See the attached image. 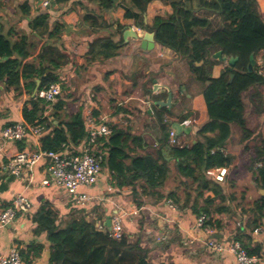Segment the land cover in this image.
Listing matches in <instances>:
<instances>
[{"label": "crops", "instance_id": "0c3cea01", "mask_svg": "<svg viewBox=\"0 0 264 264\" xmlns=\"http://www.w3.org/2000/svg\"><path fill=\"white\" fill-rule=\"evenodd\" d=\"M257 1L264 13V0ZM128 9L139 12L133 0H117L116 6L108 10L100 8L92 0H65L63 3L54 0L47 9H43L36 0H0V33L26 34L33 44V55L44 53L47 59L53 56L62 63L59 75L69 73L63 93L66 103L60 110L62 120H69L80 110L84 114L91 110L99 121L106 118L113 126L128 130L133 137L142 138L141 142L134 141L133 138L129 141L126 147L127 157L124 159L126 166H130L134 158L157 150L163 138L160 121L162 112L155 105L161 107L156 102L166 101L169 94H172V101L167 106L168 112L163 115L164 123H178L189 114L184 122H179L185 129L177 134L181 144L196 143L199 139L198 131L209 119L203 96L204 86L191 79L186 62L158 42L152 50L141 47L146 32L141 28V23L151 25L156 16L170 15L173 12L172 6L162 0H153L148 4L146 12L142 13V20L138 22L127 17ZM87 12L101 15V20L105 23L101 30L103 35L115 33L118 24H121L120 34L128 44L119 55L94 61L84 67L92 36L78 28V24ZM42 13L49 15L51 26L55 22L64 25L62 40L46 43V49L44 42L30 26L32 18ZM133 31L138 38L126 36ZM14 36L17 38V35ZM4 60L6 59L0 58V62ZM155 83L166 86L167 89L160 88L155 91ZM145 85L148 93L145 92ZM146 99L149 102H144ZM28 100V96L8 87L5 81L0 82V132L7 125L23 121L22 110ZM190 119L197 121L189 123ZM246 119L249 128L254 132L251 139L243 141L240 128L233 125L232 136L224 148L226 154L233 156L231 165L226 168L225 180L219 181L225 198L216 196L211 190L200 189L199 181L185 179L178 170L171 149H164L163 156L170 162V173L165 186L157 189V192H176L181 199H188L185 208L178 205V212H173L167 205L168 198L160 200L153 193L142 196L144 204L137 207L134 204V192L142 193L145 180L136 181V188L132 185L119 187L115 173L109 165V154L102 165L97 184L80 190L91 195L92 200L86 206L78 205L71 200L65 189L54 184V177L44 162L36 165L31 183L27 176L16 177L7 172L5 166L10 158L28 149L29 145L35 149L29 138L23 142L8 143L0 154V199L10 204L22 192L34 206L31 211L19 214L13 224L0 230L3 252L8 254L16 246L21 251L25 264H50L49 231L43 227L45 217H41V214L52 211L56 216V224L65 226L76 214L75 210L84 208L87 219L88 216L95 217V226L100 223L107 226L108 217L122 215L125 242H122L119 250L112 249L110 253L116 254L122 248L130 249L132 253L124 259H120L117 254L111 259V264H134L133 255H137L140 250L145 251L154 264H238L235 256H217L196 240V236L204 234L196 230L197 217L201 213L198 215L195 209L208 207L211 210L210 225L217 228V240L230 241L237 239V235L244 236L253 230L247 226L248 212L242 206L236 205L240 202L237 200V191L242 198H246L247 203L256 193L264 194V189L255 181L256 170L251 167V152L246 149V145L252 148L256 144L254 140L258 135L262 136L260 130L263 131V126H251L247 115ZM256 120L263 121L264 118L260 116ZM48 122L59 123L53 119ZM131 174L132 172H127L129 178ZM47 179L50 183L44 184ZM201 192L203 195L198 197ZM208 198L214 199L212 204H209ZM222 207L225 208L222 210ZM252 236L262 245L263 251L264 227L262 233ZM187 243L191 245L186 246ZM129 256L131 257L128 258Z\"/></svg>", "mask_w": 264, "mask_h": 264}, {"label": "trees", "instance_id": "16d2710c", "mask_svg": "<svg viewBox=\"0 0 264 264\" xmlns=\"http://www.w3.org/2000/svg\"><path fill=\"white\" fill-rule=\"evenodd\" d=\"M92 1L107 10L113 9L117 4V0ZM133 1L139 12L128 9L126 15L138 22L142 20V13L146 12L148 4L153 0ZM162 1L171 5L173 12L166 16H156L151 25L141 23V28L155 32L156 42L184 60L195 80L203 84V96L209 119L198 131L199 139L196 143L172 146L169 144V133L173 124L163 121V115L168 112V108L155 105L162 112L160 121L163 138L155 152L134 158L130 166L124 164V159L127 157L126 147L132 138L141 142V137H133L128 130L114 125L113 134L102 142H104V150L109 154V165L115 173L119 187L132 185L136 188V181L145 180L142 193L134 192V204L137 207L144 204L142 196L153 193L160 200L172 198L181 208H185L188 199H181L176 192L168 194L157 192V189L165 186L170 173V162L164 158L163 151L167 148L171 149L178 170L185 179L199 181L200 189L211 190L216 196L225 198L222 184L211 179L208 172L214 167L231 165L233 156L226 154L224 148L232 136L233 125L240 128L243 141H248L253 136L254 132L249 128L246 119L245 103L246 94L251 90H254L250 97L255 103V111L264 114V92L258 88L264 86V18L257 0ZM55 2L63 3L65 0H55ZM101 18L100 14L87 12L78 24V28L92 36L84 67L94 61H103L119 55L128 44L120 34L121 24H118L115 33L103 35L101 30L105 27V23ZM30 26L44 42L45 49L46 43H57L62 40L64 25L55 22L51 26L49 15L46 13L35 15ZM14 35H17V38H14ZM32 47L30 37L26 34L0 33V58L6 59L0 62V82L5 81L8 87L15 88L29 97L22 110L23 121L26 124L51 119L54 122L59 121L57 124L48 125L38 146L39 149L58 151L64 143L78 144L87 136V124L82 110L67 121L61 119L60 110L66 103L63 99L66 86L57 99L53 114L43 119L47 104L44 100L33 97L38 85L37 80H40L39 89L58 81L62 63L53 56L47 59L44 53L33 55ZM217 51L222 52V58L227 59L226 62L214 59L213 53ZM252 55L257 63L250 72L248 65ZM229 59H233V64L228 62ZM260 60L263 61L262 64H259ZM217 68L221 71L214 73ZM232 74L235 76L232 83H229ZM145 88V92L148 93L147 85ZM186 119L184 116L179 122L182 123ZM246 149L251 152V167L257 162L261 163L254 175L257 184L264 189V135L252 148L246 145ZM127 172H132L130 178ZM202 195L203 192L198 197ZM208 200L209 204H212L214 199L208 198ZM195 212L198 215L202 212L211 214L208 207L196 208ZM247 212L249 228L254 229L259 225L264 227V194L253 201L252 207ZM75 213L65 226L56 224V216L52 211L41 214V217H45L43 227L49 231L50 264H111V259L117 254L120 259H124L132 253L130 249L124 248L116 254L110 253L112 249H120L122 242H125L124 236L120 240H115L108 232L98 230L94 220L87 219L79 210H75ZM252 234L253 230L244 236L237 235L236 238L241 241L249 254H260L263 247L254 240ZM133 259L134 264H154L148 259L147 253L141 250L137 255H133ZM23 264H25L24 259Z\"/></svg>", "mask_w": 264, "mask_h": 264}, {"label": "built area", "instance_id": "2783aa9c", "mask_svg": "<svg viewBox=\"0 0 264 264\" xmlns=\"http://www.w3.org/2000/svg\"><path fill=\"white\" fill-rule=\"evenodd\" d=\"M43 9L51 6L54 0H36ZM262 61L260 60V63ZM263 63V62H262ZM69 80V73L64 72L59 75V80L49 86L38 89L33 97L44 100L47 104L43 119L49 118L55 111L58 97L62 94L65 84ZM87 124V136L78 144L73 142L64 143L58 151L41 150L38 148L41 138L47 131L48 120L26 124L24 121H17L5 126L0 132V154L4 152V147L10 142H23L28 138L34 143L28 149L20 151L16 156L8 160L5 170L10 174L21 177L27 176L28 181L33 182V171L40 162L46 163L48 170L52 173L53 182L56 186L66 190L71 196V200L78 205L86 206L92 200L88 193L81 192V188H90L97 184L102 170V165L107 159L108 153L104 150L103 139H108L113 134V125L106 118L98 120L89 110L84 114ZM193 120H190L191 123ZM35 140V142H34ZM169 144L181 145L177 139L174 129L170 130ZM261 163H256L254 169L257 170ZM227 167L219 166L209 170L210 176L217 181H223L226 177ZM50 180H45L44 184H49ZM167 205L173 212H178V204L172 199H167ZM33 203L24 193H18L13 202L6 204L0 199V230L13 224L19 214L27 213L33 209ZM210 216L201 213L197 217L196 230L201 231L204 236H196V240L201 246L217 256L231 254L235 256L238 264H264V250L260 254H249L241 241L233 239L230 241L217 240L215 234L217 228L209 225ZM241 224V223H240ZM100 231L109 233L115 240H120L124 236V225L121 214H114L111 217V226L103 223L96 225ZM263 232V226L259 225L253 229V234L258 235ZM0 264H23L22 253L18 247L13 246L8 254L3 252V244L0 233Z\"/></svg>", "mask_w": 264, "mask_h": 264}, {"label": "rangeland", "instance_id": "374dc122", "mask_svg": "<svg viewBox=\"0 0 264 264\" xmlns=\"http://www.w3.org/2000/svg\"><path fill=\"white\" fill-rule=\"evenodd\" d=\"M260 12H261V14H262V16L264 15V13H263V11H261L260 10ZM263 18H264V16H263ZM217 52H219V51H217ZM217 52H214L213 53V56H215V54L217 53ZM214 59H216L215 57H214ZM260 59V58H259ZM263 62V61H262ZM262 62L260 63V61H259V64H262ZM219 62L217 61V64H218ZM200 64V63H199ZM198 64V65H199ZM216 64V65H217ZM218 66V65H217ZM221 71V69H219V68H217V69H215V71H214V73H217V72H220ZM190 76H191V79H193V80H195V78L193 77L194 75L190 72ZM259 88V90L260 91H262V92H264V86H260V87H258ZM254 90H251V92L250 93H247L246 94V97H245V103H246V115H247V118H248V121H249V124L251 125V126H255L256 124H257V127L259 128V127H262L263 126V131L262 130H260V132H261V134H262V136L264 135L263 134V132H264V120L262 121V120H259V121H257L256 120V118H258L259 119V117L261 116V117H263L264 118V114H259V113H257L256 111H255V108H254V106H255V103L251 100V97H250V95H251V93L253 92ZM144 102H149L147 99L146 100H144ZM165 107H167V106H165ZM168 108V107H167ZM189 116V114H187L186 115V118ZM191 120H193L191 123H195V121H197V120H194V119H191ZM237 127V126H236ZM262 136H257L256 137V139L254 140L255 141V143L257 144L261 139H262ZM253 147V146H252ZM251 164H252V162H251ZM249 167V166H248ZM249 169H250V167H249ZM217 181V180H216ZM221 183V182H220ZM237 200H240V202L239 203H237L236 205H239V206H242L243 208H244V210H250V208L252 207V203H253V201H255V199L257 198H259V196L261 195V194H258V193H256V195L252 198V200H249V203H247V200H246V198H242L241 197V195H240V193L237 191ZM248 199V198H247ZM84 209V208H83ZM79 211H80V213L81 214H85L86 213V210H82V209H79ZM92 214L94 215V213L92 212ZM88 218H89V220H94L95 219V217H93V216H88ZM162 239V238H161ZM160 241V240H159ZM190 246L191 245V243H187L186 244V246ZM207 250V249H206Z\"/></svg>", "mask_w": 264, "mask_h": 264}, {"label": "water", "instance_id": "95a60500", "mask_svg": "<svg viewBox=\"0 0 264 264\" xmlns=\"http://www.w3.org/2000/svg\"><path fill=\"white\" fill-rule=\"evenodd\" d=\"M127 35L130 37H133V38H138L137 34L134 31L132 32V34L130 32L127 33L126 36ZM155 44H156L155 32L146 31L144 33L142 41H141V47L144 50H152L155 48ZM214 57L217 59L223 60L225 62L227 61V59L222 58V52L221 51L217 52ZM228 62H231L233 64V59H229ZM256 63H257V61H256L254 55H252L251 56V62L248 65V69L250 72H252ZM234 76H235L234 74L231 75V79L229 80V83H232ZM37 83H38V85H37V88L35 89V92L39 88L40 80H37ZM160 88H166L167 89L166 86H160L159 84L155 83L154 90L156 91V90H159ZM171 101H172V94H169L166 101H157L156 104L161 106V107H165V106H170ZM173 129L176 131V134H181L183 131H185V129L183 128V124H180L179 122L178 123L176 122L173 124ZM186 132H189V129L188 130L186 129ZM106 224L108 227L111 226V217L107 218Z\"/></svg>", "mask_w": 264, "mask_h": 264}, {"label": "clouds", "instance_id": "9594fccd", "mask_svg": "<svg viewBox=\"0 0 264 264\" xmlns=\"http://www.w3.org/2000/svg\"><path fill=\"white\" fill-rule=\"evenodd\" d=\"M38 89H39V88H38ZM38 89H37V90H38ZM34 93H35V91H34ZM34 93H33V94H34ZM190 120H191V119H190ZM189 123H190V122H189Z\"/></svg>", "mask_w": 264, "mask_h": 264}]
</instances>
